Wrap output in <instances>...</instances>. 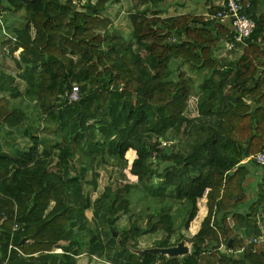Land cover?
<instances>
[{"label":"trees","instance_id":"16d2710c","mask_svg":"<svg viewBox=\"0 0 264 264\" xmlns=\"http://www.w3.org/2000/svg\"><path fill=\"white\" fill-rule=\"evenodd\" d=\"M38 1L39 9L0 0V53L27 85L6 89L0 78V257L13 245L9 264H78L83 254L105 264H264V242L255 241L264 236V166L256 159L264 151V0H244L256 26L241 58L228 62L214 52L234 33L216 18L149 15L141 7L150 0H135L128 40L106 15L118 0ZM179 59L207 71L197 88L186 73L173 77ZM76 84L80 99L70 103L63 96ZM105 165L137 182L93 200L85 185L96 189ZM251 176L260 181L254 196ZM134 188L183 206L186 228L207 197L191 254L129 251L148 232L168 234L162 247L184 238L170 242L171 212L145 230L134 219L117 236Z\"/></svg>","mask_w":264,"mask_h":264},{"label":"rangeland","instance_id":"374dc122","mask_svg":"<svg viewBox=\"0 0 264 264\" xmlns=\"http://www.w3.org/2000/svg\"><path fill=\"white\" fill-rule=\"evenodd\" d=\"M9 3L15 4V1L18 0H8ZM27 3H33L38 9L41 7V4L38 0H19ZM95 1V0H94ZM133 9V8H132ZM114 16V15H113ZM112 17V16H111ZM113 18V17H112ZM117 20V19H116ZM115 20V21H116ZM1 21V18H0ZM128 27L119 26L117 24H113L112 30L113 32L121 33L124 35L126 39H133V27L130 23V21L127 22ZM7 23L3 24V27H7ZM121 30V32H120ZM31 33L34 34V29L31 30ZM3 40V37L0 33V49H1V41ZM227 48V47H226ZM221 60L223 62L229 61H238L242 54H243V47H241L238 50L235 51H229L227 49H223L221 52ZM182 63L179 60L173 61L172 68L174 69L173 77L177 79L180 72L186 73L195 81L196 88L201 84V82L204 80L206 70H191L192 68L189 66H181ZM19 69L16 65V62L13 59H5L3 55L0 53V78H1V85L6 86V89H13L14 86L20 87V89H24L26 87V82L24 79H21L18 77L19 75ZM14 81V82H13ZM2 93L0 92V97ZM192 105H195V98L192 100ZM166 144V142H163ZM168 145H171V142L168 143ZM136 152L130 151L126 154V157L129 160V163L131 160L135 157ZM76 168L79 169L82 166V162L80 158L76 157ZM98 172L100 173V176L98 178V186L96 189H94L93 184H86V191L91 193V197L93 200L100 197L104 192L108 191V187H112L115 189L118 185V183H127L128 181H131L133 183L137 182V177L132 175L129 170L119 167L118 165H105V167L101 166L98 168ZM93 171H90L88 173L87 179L91 180L93 178L92 176ZM156 182L161 183L162 181L157 179ZM156 186H160L159 184H156L153 182ZM130 199V212L123 213L122 217L119 218V220L116 222V235L119 236L124 230L129 229L132 226L133 220L136 219L139 225L141 226L142 230H145L146 227H149V219H152L154 222L159 221L161 216L164 213L171 212L174 215V221H175V232L173 236L171 237L170 242L172 244L176 243L178 239H186L188 242H190L188 239L192 237L194 234L190 231V229L186 228L185 226V219L187 217L186 210L183 206L180 204L173 203L171 201H168L167 199L162 200L161 198H155L149 194H146L142 192L139 189H132V191L129 194ZM206 202L205 197L199 199V207H201L202 204ZM155 211H159L158 214H155L156 216L154 218H151L150 215H153ZM86 215L89 219L93 218V209H89L86 211ZM168 234L164 232L163 230H160L158 232H148L138 238L137 243H131L128 245V249L130 252H133L137 254V250H142L146 248H152V247H162V242L167 239ZM263 242H264V236ZM181 239V240H182ZM261 239V238H260ZM180 240V241H181ZM86 241H89V238H86ZM179 242V241H178ZM177 242V243H178ZM63 245L66 243L61 242ZM192 245V243L190 242ZM175 245V244H174ZM226 246L224 245L221 250H225ZM60 251V250H58ZM56 251V252H58ZM167 257V256H165ZM168 258V257H167ZM81 264H105L102 258L97 257H91L87 254L82 256Z\"/></svg>","mask_w":264,"mask_h":264},{"label":"crops","instance_id":"0c3cea01","mask_svg":"<svg viewBox=\"0 0 264 264\" xmlns=\"http://www.w3.org/2000/svg\"><path fill=\"white\" fill-rule=\"evenodd\" d=\"M134 2L136 1L135 0H118L115 4H112L109 6L108 13L106 15L110 17L112 16L115 24L126 27V28L128 27L127 22L130 21L133 27V30H134V25L130 17L131 13L136 12ZM224 2L225 0H150L149 2L145 4H142L141 10L143 12H147L149 15L158 13L160 16H163V17H174V16L185 15V14H195V15H203V16H206L207 19H210L212 18L211 16L213 15V12H212L213 9L222 7L224 5ZM222 22L231 24L228 20L222 21ZM226 47H227V36L226 37L224 36V38L222 39V42L218 45V48L214 52V56L217 57L218 59H221V55H222L221 52L223 49L224 50L227 49ZM181 63H182V67L189 66L192 68L191 70H194V69L198 71L204 70V69H200L199 65L193 66L190 63L184 62L182 60H181ZM206 74H207V71H206ZM259 182L260 181L258 178L257 180H255V177L253 176L250 177L249 182H248V185H250L249 188L251 189L249 191L250 196L251 195L254 196L253 192L258 191L259 189L258 187H260V185L258 184ZM250 183L252 184L254 183V185H251ZM204 197H205L206 202L202 204L201 207H199V212H198L197 217L191 222L188 228L193 234H196L199 231L202 225V221L204 220V218L206 217L208 213L207 197L206 196ZM195 222L198 226L196 229L193 228ZM262 224L264 226V221L262 222ZM56 251H58L57 253L63 252L62 248H57ZM84 255L85 254L79 257L78 264H81L82 256Z\"/></svg>","mask_w":264,"mask_h":264},{"label":"built area","instance_id":"2783aa9c","mask_svg":"<svg viewBox=\"0 0 264 264\" xmlns=\"http://www.w3.org/2000/svg\"><path fill=\"white\" fill-rule=\"evenodd\" d=\"M251 7L252 3L244 2V0H225L223 9L211 16L220 21L228 20L231 23L234 35L232 39L227 42V48L229 51L240 49L253 33L256 24L247 13L248 9ZM80 93V87L76 84L73 86L72 90L66 91L63 98L70 103L76 102L80 99ZM256 159L258 163L264 166V151L258 153ZM260 238L255 239V241L263 242V237ZM14 249H17V247L11 245L9 255L6 258L0 257V264H9L11 251Z\"/></svg>","mask_w":264,"mask_h":264},{"label":"water","instance_id":"95a60500","mask_svg":"<svg viewBox=\"0 0 264 264\" xmlns=\"http://www.w3.org/2000/svg\"><path fill=\"white\" fill-rule=\"evenodd\" d=\"M26 240V239H24ZM231 245V240L229 241V246ZM192 245L186 239H182L175 245L167 246V247H152L146 248L142 250H137V255H145L147 253H156L161 254L163 256H167L169 259L171 258H184L185 256L191 254Z\"/></svg>","mask_w":264,"mask_h":264}]
</instances>
